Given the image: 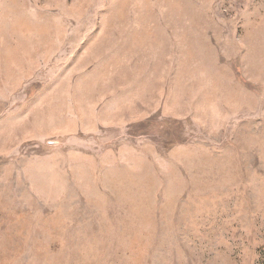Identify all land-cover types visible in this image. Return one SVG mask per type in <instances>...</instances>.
Instances as JSON below:
<instances>
[{
  "label": "rangeland",
  "instance_id": "374dc122",
  "mask_svg": "<svg viewBox=\"0 0 264 264\" xmlns=\"http://www.w3.org/2000/svg\"><path fill=\"white\" fill-rule=\"evenodd\" d=\"M0 264H264V0H0Z\"/></svg>",
  "mask_w": 264,
  "mask_h": 264
}]
</instances>
